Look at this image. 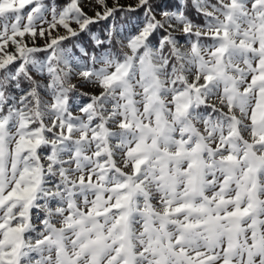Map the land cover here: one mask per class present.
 <instances>
[{
    "label": "snow or ice",
    "instance_id": "6c2138e0",
    "mask_svg": "<svg viewBox=\"0 0 264 264\" xmlns=\"http://www.w3.org/2000/svg\"><path fill=\"white\" fill-rule=\"evenodd\" d=\"M0 264H264V0H0Z\"/></svg>",
    "mask_w": 264,
    "mask_h": 264
}]
</instances>
